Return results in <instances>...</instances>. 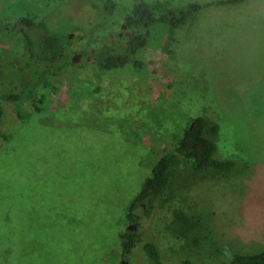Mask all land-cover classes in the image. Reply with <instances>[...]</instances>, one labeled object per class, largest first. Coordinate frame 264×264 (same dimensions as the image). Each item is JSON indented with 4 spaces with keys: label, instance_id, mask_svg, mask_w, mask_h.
I'll list each match as a JSON object with an SVG mask.
<instances>
[{
    "label": "rangeland",
    "instance_id": "rangeland-1",
    "mask_svg": "<svg viewBox=\"0 0 264 264\" xmlns=\"http://www.w3.org/2000/svg\"><path fill=\"white\" fill-rule=\"evenodd\" d=\"M101 1L0 0V22L50 14L52 27L68 25L64 33L82 29L83 41L68 34L78 50L117 34L139 1L202 8L168 46L159 30L137 54L141 69L99 72L84 58L72 64V54L49 77L53 90L35 74L11 77L25 43L0 30V264H152L145 241L163 264H228L234 254L264 252V0H114L106 21L90 6ZM25 86L45 95L41 112L25 95L6 100ZM196 116L219 127L214 157L237 166L182 163L152 216L141 218V241L124 263L127 205ZM173 211L193 230L177 229Z\"/></svg>",
    "mask_w": 264,
    "mask_h": 264
},
{
    "label": "trees",
    "instance_id": "trees-1",
    "mask_svg": "<svg viewBox=\"0 0 264 264\" xmlns=\"http://www.w3.org/2000/svg\"><path fill=\"white\" fill-rule=\"evenodd\" d=\"M243 0H217L210 4H232ZM96 11L100 21L109 19L115 10L114 0H102L99 5L90 4ZM202 8L200 3H188L182 7H171L167 3L153 4L139 1L124 15L123 25L128 36L122 38L118 34L114 39L109 35L95 46H88L83 42L81 48L72 49L68 34L78 31L75 40L83 41L85 35L80 34L81 28L71 26L69 32L64 33L68 25L52 27L51 15L25 16L19 21L4 20L0 22V30L20 35L25 43L26 57L18 64L10 62L11 77L18 73L35 74L44 87L55 89L49 77L55 76L68 62L72 54L82 53L83 58L89 57L99 72L119 70L126 66L139 70L143 63L137 59L139 51L143 50L149 41L162 31L166 46L174 41L175 30L188 21L195 19V14ZM71 60V58H70ZM19 67V70H17ZM41 69V72L39 70ZM39 72V74H37ZM22 89L19 94L6 96L7 101L15 102L21 96H27L35 112H41V105L45 102V95L37 96L33 90ZM1 115V111H0ZM219 131L217 123L204 116L190 119L183 132L177 137L173 147L164 152L153 164L148 176L144 178L140 189L126 208L125 219L136 229L125 228L118 234L121 259L129 262L132 252L138 242L139 224L141 218H149L156 209L157 202L169 188L175 170L182 164L188 163L193 171L212 170L229 172L237 166L233 160H221L214 157L216 145L211 137ZM2 135H0L1 137ZM3 137V136H2ZM175 226L185 233L193 230L191 222L179 211H173ZM181 222V225H180ZM142 251L152 264H163L159 249L150 242L142 243ZM180 264H192L184 259ZM228 264H264V252L253 255L234 254Z\"/></svg>",
    "mask_w": 264,
    "mask_h": 264
},
{
    "label": "water",
    "instance_id": "water-1",
    "mask_svg": "<svg viewBox=\"0 0 264 264\" xmlns=\"http://www.w3.org/2000/svg\"><path fill=\"white\" fill-rule=\"evenodd\" d=\"M71 36H72V34H70V35L68 36V38L70 39ZM81 56H82V55H81L80 53L73 54L72 57H71V60H70L71 63H72V64H77V63L80 61ZM86 60L89 61L88 58H87ZM128 228H129V229H132V228L136 229V227H135V226H132L131 224L128 225Z\"/></svg>",
    "mask_w": 264,
    "mask_h": 264
},
{
    "label": "flooded vegetation",
    "instance_id": "flooded-vegetation-1",
    "mask_svg": "<svg viewBox=\"0 0 264 264\" xmlns=\"http://www.w3.org/2000/svg\"><path fill=\"white\" fill-rule=\"evenodd\" d=\"M117 34L119 35L120 38H122L124 36H126V37L128 36V33L126 32V28H125V26L123 24L121 25L120 31ZM110 36H111L112 39H114V36L113 35H110ZM80 54L82 55L81 56V59H83V54L82 53H80ZM87 58L89 59V57H87Z\"/></svg>",
    "mask_w": 264,
    "mask_h": 264
},
{
    "label": "crops",
    "instance_id": "crops-1",
    "mask_svg": "<svg viewBox=\"0 0 264 264\" xmlns=\"http://www.w3.org/2000/svg\"><path fill=\"white\" fill-rule=\"evenodd\" d=\"M244 1H246V2H247L248 0H243V1H241V2H238V3H242V2H244ZM233 4H237V3H233Z\"/></svg>",
    "mask_w": 264,
    "mask_h": 264
}]
</instances>
